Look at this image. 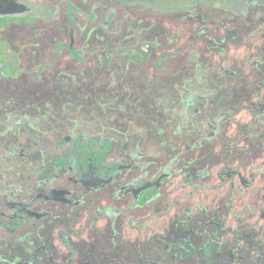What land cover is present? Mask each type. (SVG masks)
I'll return each instance as SVG.
<instances>
[{
    "label": "rangeland",
    "instance_id": "1",
    "mask_svg": "<svg viewBox=\"0 0 264 264\" xmlns=\"http://www.w3.org/2000/svg\"><path fill=\"white\" fill-rule=\"evenodd\" d=\"M40 1L45 8L39 7L31 15L52 21L57 7L49 0ZM71 1L94 27L75 35L74 25L80 18L73 16L69 25H58L37 41L24 29L1 32L8 40L5 52H18L19 60L28 67L40 64L42 54L57 42L67 44L74 56L68 48H60L49 71L40 72L37 81L26 74L0 75V145L16 142L7 123L11 113L38 119L39 128L30 125V131L45 130L57 142L38 153L37 161L39 188L51 183L53 189L44 190L40 210L13 208L6 227L14 231L28 223L19 235L26 241L21 250L0 237V264H264V229L252 221L264 204V188L252 189L248 203L234 216L235 227L229 218L231 193L222 199L213 194L211 202L195 214L180 210L173 220L155 224L158 233L132 242L123 237L121 219L112 210L106 215L116 216L114 221L108 220L100 229L88 223L86 237L78 235L75 227L76 220L80 224L78 208L86 203L85 191L98 196L115 183L108 194L111 198H132L141 206L157 197L172 170L181 172L185 184H193L210 181L214 166L245 170L264 159V45L246 49L243 56L233 54L230 47L264 22V0H104L165 13L199 2L231 14H215L218 23L210 24L213 16L198 9L182 33L166 30V26L165 48L172 40L182 42L189 36L195 52L178 60L175 54H168L170 73L162 76L148 70L160 24L151 23L149 42L145 34L139 38L137 51L146 54L148 62L137 66L126 56L114 59L108 53V49L128 46L122 36L106 38L100 31L116 14L113 6L104 5L92 13L91 0ZM130 21L133 25L137 18L130 16ZM83 40L99 50L77 66L73 58L81 57ZM30 44L37 47L27 46ZM240 110L249 113V122L236 118ZM81 117L91 126L81 125ZM130 122L145 128L147 135L133 134ZM152 139L156 142L150 143ZM18 146L27 148L23 142ZM136 148L158 149L168 158L167 163L154 172L142 153L132 155ZM128 164L145 177L132 185H120L115 179ZM23 167L21 178L25 179ZM231 172L227 170L226 177ZM161 207L163 204L155 210ZM53 227L61 229L59 237L68 253L49 241ZM37 248L40 250L35 252Z\"/></svg>",
    "mask_w": 264,
    "mask_h": 264
},
{
    "label": "trees",
    "instance_id": "2",
    "mask_svg": "<svg viewBox=\"0 0 264 264\" xmlns=\"http://www.w3.org/2000/svg\"><path fill=\"white\" fill-rule=\"evenodd\" d=\"M57 5L58 13L55 15L52 21H46L40 17H13L7 15H0V75L2 76H12L13 74H26L33 81H37L40 72H47L51 68V63L55 61L56 56L59 54L60 48H69L67 44L57 42L48 47V50L43 53L44 59L40 64H34L30 67L24 65V60H19V53L7 54L5 52L7 39L3 38L1 32L6 29L12 28L14 30L20 28L24 29L25 34L32 36L35 41L40 38L44 32H50L58 25L68 24L69 21L74 17H79L80 21L74 25L75 35H78L79 31L83 29H91L93 26L90 18L81 15L79 7L71 2V0H54ZM113 6L112 10L116 11L115 15H112L108 26L100 27V31L107 38L116 39L120 36L128 41L126 48L121 49H108V53L114 59H119L121 57H127L128 60L137 66H142L147 61V55L137 51L136 44L140 37L145 34V40L148 41L147 35L150 30L154 27L151 26L154 23L160 24L161 31L159 30L154 36H157V40L154 41L155 50L153 51L152 60L149 71L157 75H167L170 73V65L168 64L166 58L168 54H175L176 59L189 58L195 52V43L188 36L184 37L182 42H178V39L172 40L170 47L165 48L162 41L165 40L166 30H173L176 33H182L187 27V21L193 17L194 10L200 9L202 13L211 14L213 18L210 24L218 23L217 19L214 18L215 14L222 13L223 16L229 14L228 11H222L219 8H213L197 5L184 8L174 13L160 12L155 9H142L136 10L126 3L118 2H105L104 0H91L90 8H92V13L98 11L101 6ZM248 8V6H247ZM103 9V8H102ZM206 9V10H204ZM199 12V11H198ZM83 14V13H82ZM93 15V14H92ZM186 15V17H183ZM219 15V14H218ZM231 16V14H229ZM130 16L137 18L135 24L132 25L130 21ZM243 19V18H242ZM227 22V21H226ZM164 23H166L164 25ZM175 23V24H173ZM189 23V22H188ZM171 24V27H168ZM69 25V24H68ZM167 26V27H166ZM94 27V26H93ZM165 27L167 28L165 30ZM226 29V25H224ZM82 29V30H81ZM151 39L150 41H153ZM160 40V41H158ZM149 42V41H148ZM163 43V44H162ZM264 45V22L258 27L252 29L247 36H245L238 44L231 45V52L233 54H238L240 56L244 55V52L248 48H260ZM29 47H37V45H27ZM82 53L81 57L77 58L75 56L76 65L82 66L89 61L91 56L99 50V46H88V42L83 40L82 43ZM136 48V53L133 50ZM69 54L74 56L73 51L70 50ZM126 54V55H125ZM236 118L241 123H247L250 121V115L245 110H240ZM79 123L83 126H91L88 120L81 117ZM8 124L10 126L9 132L10 136L16 139V142H9L8 147L0 146V167L2 168L3 161L8 158L7 163L10 171L13 169L15 174L21 165L25 166L26 174L30 177L29 182H33L36 179L38 173L37 161L40 160L38 153L45 152L51 148V145L57 144L55 142L53 135L45 130L42 133L30 131L28 126L32 125L35 128H39L38 119H34L28 116H21L18 114L11 113L9 115ZM27 124V125H25ZM131 132L147 135V131L143 127L137 126L135 123L130 122ZM165 131L166 128L164 127ZM167 134V131L164 133ZM168 140L170 138L168 137ZM26 143L27 148H19L18 143ZM150 143L156 142V139L149 141ZM23 152V153H22ZM26 155H25V153ZM136 153H142L147 162L151 164L154 172L161 170V168L167 163V157L164 156L158 149H148L142 150L136 148L132 152V155ZM24 154V155H23ZM25 156V157H24ZM37 157V158H36ZM41 157V156H40ZM26 159L27 161L22 163L20 159ZM17 160V162H14ZM125 170L119 172L115 181L118 183L132 185L133 183H138L143 176L138 172H134L131 165ZM232 170L231 176L226 177V171ZM168 181L159 189V193L152 202L146 203L139 206L136 202L132 201V198L127 200H115L110 197V191L113 190L115 183L109 187L108 191L104 194L96 196L92 191H85L86 203L78 208L77 213L80 215V224L76 220L78 235L86 237L88 223H93L97 228L104 227L108 220L114 221L116 216L106 215L108 210H112L116 213L117 217L121 219L122 222V235L125 239L129 241H134L138 237L149 238L153 234L159 232L155 224L161 221L169 222L173 220L178 211L187 209L190 214H195L198 208H201L211 202L213 199V194H215L216 199H222L229 193L231 200V210L229 213V218L231 219V225L235 227L236 219L234 216L243 210V207L248 203L249 196L254 188H264V159L259 158L253 162L248 168L242 170L240 168H230L226 165L214 166L210 170V181L208 182H197L193 184H185L182 181V174L178 170H172ZM11 175V173H10ZM156 174H153V177ZM163 204L160 210H155V207ZM257 227L264 229V204L262 209L258 211L256 217L252 220ZM53 229V230H52ZM51 229V235L47 236L49 241H51L55 248H60L61 251L65 250L68 253L66 245L62 242L59 237V232L61 229H56L53 227ZM76 239L77 236L72 237ZM64 253V252H63Z\"/></svg>",
    "mask_w": 264,
    "mask_h": 264
},
{
    "label": "flooded vegetation",
    "instance_id": "3",
    "mask_svg": "<svg viewBox=\"0 0 264 264\" xmlns=\"http://www.w3.org/2000/svg\"><path fill=\"white\" fill-rule=\"evenodd\" d=\"M5 1H7L6 3H10L14 5L17 9L16 10L17 12L8 13L7 16H13V17L28 16L31 18H37V17H33L31 15V12L34 13V11H37L39 7L45 8V4H43L42 1L40 0H5ZM49 2L57 7L54 0H49ZM72 3L75 4L74 2ZM196 4L205 5L199 2H197ZM2 130L3 132L4 131L6 132V128ZM8 161L9 159L5 158L3 161L2 168L0 167V237L5 239L4 240L5 244L10 242L13 244V246L21 247L20 249L23 250V244L24 241H26V239L24 238V236L19 237V235L22 229H25L28 223L27 224L26 222L22 223L14 231H10L6 227L7 226L6 224H8L7 220L9 221L10 217L14 214V209H13L14 207L15 208L26 207L34 211L40 210L41 209L40 198L44 190L50 189L49 191H51L53 189V184L47 183L44 185V189L39 188L37 184L39 170L36 179L33 182H29L28 181L30 180L29 176H26L25 179L21 178L22 174H24V169H22L24 168L23 165H21L18 174H15V171H13V169L10 171V169L8 168L7 165ZM33 227L34 228L36 227L35 224ZM28 242H31L30 239H28ZM33 242L35 244H38V240L34 239ZM39 250L40 249L37 248L34 251L38 252Z\"/></svg>",
    "mask_w": 264,
    "mask_h": 264
},
{
    "label": "water",
    "instance_id": "4",
    "mask_svg": "<svg viewBox=\"0 0 264 264\" xmlns=\"http://www.w3.org/2000/svg\"><path fill=\"white\" fill-rule=\"evenodd\" d=\"M5 0H0V15H7L8 13L16 11V7Z\"/></svg>",
    "mask_w": 264,
    "mask_h": 264
}]
</instances>
